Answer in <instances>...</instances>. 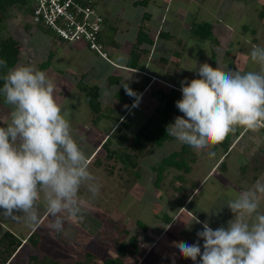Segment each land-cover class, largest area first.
I'll return each mask as SVG.
<instances>
[{
	"label": "rangeland",
	"instance_id": "obj_1",
	"mask_svg": "<svg viewBox=\"0 0 264 264\" xmlns=\"http://www.w3.org/2000/svg\"><path fill=\"white\" fill-rule=\"evenodd\" d=\"M135 1L138 0H99L97 7L105 19L104 28H106L108 21L115 22V25L120 24L122 27L123 24H127L124 20L128 21L130 29L129 40H135L138 34L137 30L131 32L132 28L138 29L136 27L140 23L145 25L147 20L141 22L143 14L146 12L152 14V22L147 23L148 26L146 28L154 39V46L148 59L155 60V66H151L149 61V67L151 66L152 68L144 66V69H154L152 73L156 74L160 80L165 79L180 87V82L185 79L190 81L191 79L199 78L194 71L197 65L202 63H208L213 68L217 67L222 70H259V66L249 60L248 54L253 45L264 46V17H259L264 0H251L248 2L233 0H151L155 4L153 7L147 5V9L140 5L135 6L133 4ZM154 7L158 8V10ZM24 15L25 13L19 8L11 9L8 14L9 21L5 22L2 35L9 36L14 31L15 35L13 37L17 38V42L21 46L22 60H27L28 55L30 56L31 54L33 59L30 58L29 65L38 68L36 64L46 62L50 51L55 58L58 55L60 56V50L58 47L55 48L56 43L54 41L56 38L52 32L40 29L50 37L51 44H47L41 38H35V30H30L29 32L24 30L20 23L24 25L29 20ZM192 21L212 24L213 36L216 40L215 46L211 45V41L198 44V41L195 42L194 38H189L188 29ZM243 25H245L244 29L242 28ZM31 29L37 28L32 27ZM160 31L168 32L175 39H180L183 42V49L179 50L180 46H177L174 40L167 41L158 38L157 33ZM30 35L34 37H30ZM177 51H181L179 59L173 56L174 52ZM211 51L214 54L213 61L210 60L212 57ZM70 57L71 55L66 59L61 56L58 59L59 61L61 60L64 66H69ZM109 57L112 60V54L109 53ZM161 58L167 59L166 63L159 62L158 59ZM96 66L101 70L102 67L98 61ZM48 67L49 65L41 71L46 72L50 79L56 75L55 73L63 74L61 79H73L77 87L82 81L86 82V78L90 79L91 71H86V69L83 72L85 77L81 80L80 75L75 72V74H72L74 76L66 73V67L60 71L53 70L51 66L49 69ZM103 82L104 79L98 76L87 84V86H94L99 90L100 112L101 115L104 114V118L98 121H94L91 113L88 114L89 110L84 103V95H81L82 92L80 93V91L77 95L74 90L75 86L73 88L64 86L66 89L63 90L62 96L59 95L58 90L55 91L56 101L65 111L70 112L71 108V112L74 110L75 105L69 103L70 99L77 104L76 106L79 109V112L75 115L77 118L74 119L71 114H68V118H70L71 127L74 126V123L75 125H80L78 127L82 129L81 136L88 138L90 143H85L84 149L87 145L90 147L92 142L101 141L104 136L101 131L108 130L110 123H115L118 119L119 113L117 109L121 108V106L117 104L120 102L111 103L110 101L112 100L108 98L112 96V88H115V86L109 88L110 90L107 92L108 88L102 85ZM106 82L109 83L108 81ZM155 83L149 86L147 94L153 86L157 88L164 87L160 84L161 82ZM59 87L60 83L56 85V89H59ZM2 98L0 125L6 123L11 110L10 106L4 103V97ZM155 105L157 103L151 100L150 95H146L142 99L141 97L138 98L136 104L126 114L127 116L120 121H124L120 130L122 129L123 131L125 126L130 127L126 138L130 139L138 133L139 129L146 123ZM102 122L106 123L108 127H103L104 125L100 124ZM84 123H87V125H84ZM237 132L241 137L234 136L236 144L232 147L230 156L226 159L222 158L221 149H218L214 156L208 155V152L212 151L211 149L203 152L197 151V162L192 165V171L186 176L184 181L186 193L191 196L186 205V211L191 213V219L186 217V223L181 222L179 228H172V231H169L164 236V239L158 240L151 250L149 258H154L155 254L164 252L170 260L172 259V264L173 262L178 264L177 260L182 257L179 256L175 247H168L171 240L175 239L188 244L196 243V234L202 231V223L205 221L213 229L219 224V221L226 227L232 215L227 208V202L234 194L238 193L235 188L243 191L258 180L264 182V133L260 129L253 132L244 128H237ZM114 137H119V133H116ZM114 146L118 148L116 145ZM80 147L82 148V145ZM179 147L180 142L172 140L165 142L160 148L149 149L138 160V166L132 171L123 170L122 165L116 163L114 164L115 168L112 176H107L103 167H97L95 164L96 159H100L99 161L106 164H111L105 160V152H102V156L100 154L95 156L93 161H90L89 167L90 171L97 177L100 191L92 206L85 211L88 214L83 216V222H87V226H89L91 232L95 233V237L90 238V235H85L87 237H79L74 240V235L77 236V228H75L74 223H70L71 220L65 218L63 231L61 232L70 243V248H66L55 238L56 232L48 228L49 216L46 213L40 222L43 223L39 226L40 229L37 227L32 230V233L35 232L40 235L42 229L45 230L46 238L42 239L43 244L41 246L44 245V247H41V250L54 260H63L71 263L80 257V255L77 257V255L81 250H91L95 254L97 253V256L93 259V264H103L102 258L116 255L117 246L113 242L114 239L127 244L128 239L136 233L137 227L141 230L147 227L149 231H154L155 227H157L156 220L162 216L163 212L170 216L174 215L173 210H175L176 205H173L175 200L171 195L172 193L173 195L177 194L171 189L170 180L172 176L178 175V172L173 170L169 172L168 170L162 186L159 189H155L153 185V169L162 158L178 150ZM222 160H225V165L219 169ZM212 161H214L213 170L215 172L212 177L208 176L204 181L202 178H204V174H208L209 170L212 169L210 165ZM244 164H247L246 168L240 170L241 165ZM102 165L104 166V164ZM255 167L258 172L254 170ZM213 175L217 176L218 179ZM253 176L257 178L253 180ZM209 186H212L211 189ZM81 191L83 193L84 190L82 189ZM43 209H45L44 205L38 202L40 216L43 214ZM261 211H264V197L261 198ZM194 215L199 220L204 219V221H201V224L193 223ZM2 216L3 214L0 212V219H3ZM14 224L18 227L21 226L19 232L23 236H25L26 231L33 228V226L29 227L20 219L14 220ZM140 225H143L141 226L142 228ZM124 231H126L125 234L123 233ZM25 253L27 252L25 251ZM25 259L26 257L19 256L18 261L15 260L14 262L24 264ZM132 259V257L128 256L126 264H134ZM184 262L185 264H193L192 261L187 259H184Z\"/></svg>",
	"mask_w": 264,
	"mask_h": 264
},
{
	"label": "clouds",
	"instance_id": "obj_2",
	"mask_svg": "<svg viewBox=\"0 0 264 264\" xmlns=\"http://www.w3.org/2000/svg\"><path fill=\"white\" fill-rule=\"evenodd\" d=\"M248 58L258 71L197 65L199 78L180 82L181 99L175 106L183 115L166 126V133L203 152L237 128H264V46L253 45ZM0 68H7V62L0 60ZM0 79V94L11 109L0 125V212L37 226L39 202L49 216L48 228L61 232L65 218L79 222L92 206L100 191L97 177L46 72L18 65L7 68ZM125 90L130 93L127 86ZM262 197L264 182L258 180L228 200L233 218L226 227L213 229L205 221L196 243L174 241L172 246L193 264L198 259L199 264H264ZM193 221L201 224L195 215Z\"/></svg>",
	"mask_w": 264,
	"mask_h": 264
},
{
	"label": "trees",
	"instance_id": "obj_3",
	"mask_svg": "<svg viewBox=\"0 0 264 264\" xmlns=\"http://www.w3.org/2000/svg\"><path fill=\"white\" fill-rule=\"evenodd\" d=\"M149 1L150 0H138L133 4L135 6L140 5L146 7ZM235 1L248 2L251 0ZM30 3L31 0H0V60L7 62V68L15 67L18 63L21 46H19L17 40H15L12 36L2 35L3 28H5L6 24L5 22L9 19L8 14L13 8H19L25 13V16L28 17L30 12L28 6H30ZM96 4L98 3L96 2ZM259 17H264V5H262V11L259 13ZM148 19H150V16L147 13H144L142 20L145 21ZM20 24L24 27V29H26V31H30L33 27L29 20L26 21L24 25L23 23ZM242 28L244 29L245 25H243ZM37 29L44 28L37 27ZM189 34L195 41H198V44H204L207 41H211V45L215 46L216 40L213 36V26L208 22L192 21L189 26ZM54 36L57 37V35ZM157 37L167 41L174 40L175 44L180 46L179 50L183 49V42L178 38L175 39L168 32L160 31L157 33ZM57 39L59 38L57 37ZM59 40L61 41V39ZM99 42L106 48L112 45V40L110 38H104L103 36L102 38H99ZM144 44L152 46L154 44V39L147 34L144 27L141 26L139 28L135 44L128 55V68L133 70L137 69L139 57L145 54V51L140 49V47ZM90 52L98 56L95 52ZM211 54V61H213L214 54L213 52ZM180 55L181 51L174 52L173 54V56L178 59ZM51 58L52 55L50 54L47 61L41 64V70L48 66ZM166 61L167 59H159V62L166 63ZM7 68H0V76L7 71ZM143 79L145 82H141L140 84H129L126 82L122 83L118 78H110L108 79V85H118L114 95L115 98L120 103H123L127 108H130L140 94L146 90L148 86H150V78L143 76ZM81 84L83 83L81 82L78 85V89L84 95L94 121H98L103 117V114L101 115L100 112L101 107L99 103V90L94 86L91 87L84 84L81 86ZM2 86L3 80L0 79V87ZM125 86L130 89V93L125 90ZM149 94L151 98L155 100L157 105L153 112L149 115L146 123L139 129L138 133L130 139L126 138V135L122 136L119 140H117L118 148L112 147L113 142L111 139H108L101 145V148L105 152V160L111 164L101 162L99 161L100 159H96L95 164L97 167L102 166L107 176L113 175L115 168L114 164L119 163L122 165L123 170L132 171L138 166V160L144 156L149 149L154 147L160 148L165 142L175 140L166 133V126L173 123L176 116L183 115L175 106V102L181 99L180 90L165 86L160 88L151 87ZM2 97L3 95L0 94V103ZM120 119L121 118L118 120ZM261 132L264 133L262 130ZM234 135L238 136L237 133L229 134L222 143L210 147L212 150L211 152H214L216 155V151L221 149L224 154L222 155V158H228L234 142ZM197 151L198 150L180 143L178 150L173 151L162 158L153 169V185L155 189H159L162 186V183L168 174V170L169 172L170 170L178 172V175L172 176V179L170 180V187L177 194L174 200L176 207L179 209L184 207L185 202L189 197V194L186 193L187 190L184 181L186 180V176L191 173L192 165L197 162ZM102 164H104V166ZM224 165L225 160H222L219 167H224ZM246 166L247 164L241 165L240 170L245 169ZM163 218L169 223L172 222V217L164 215ZM143 229H145V227ZM123 233L125 234L126 231ZM54 236L65 247H69V242L64 237L62 232H56ZM40 242L41 236L35 232L31 233L26 239H24L18 238L9 231H5L0 236V264H19L18 262H14L19 258V256L26 257L24 264H93L94 256L91 253H88V251L83 252L80 257L72 263L63 260H54L48 255L40 252ZM139 243V237L137 234L131 236L128 239L127 244L115 240L114 244L117 246L116 255L105 259L103 264H126V257L130 256L134 258L140 252ZM25 251L27 253H25Z\"/></svg>",
	"mask_w": 264,
	"mask_h": 264
},
{
	"label": "crops",
	"instance_id": "obj_4",
	"mask_svg": "<svg viewBox=\"0 0 264 264\" xmlns=\"http://www.w3.org/2000/svg\"><path fill=\"white\" fill-rule=\"evenodd\" d=\"M98 1L99 0H96L97 3H98ZM233 1H235V0H233ZM239 2H242V1H239ZM154 4H155V2H152L151 0L148 3L149 7L150 6L153 7ZM147 8H148V6H146V8H144V9H147ZM154 8L158 10L159 7L158 8L154 7ZM147 14L150 16V19H148L147 21H145L146 22L145 25H143L142 23H140V25L138 24V27H136L138 29L132 28L131 32L133 30L139 31V28L141 26H143L144 29H145V32L147 34H149V31L147 30L146 27L148 26L147 23H151L152 22V14L151 13H147ZM124 21L127 24H123V27L120 26V24L119 25H115V22H112V21L109 22L108 21V23L106 24V28H104V32H105V34L103 33L104 34V38L106 37L107 39L110 38L112 40V45L107 47V51H109V53L112 54V61L115 63L114 65L109 64V63L103 61L98 56H95L93 53H91L87 49V47H86V45L84 43L79 42V43H71V44H68V43H64V42L60 41L59 39H57V37H55L56 38L55 41H54L56 43L55 44V48L56 47L59 48V50H60V56L58 55V56H56L54 58L52 52L50 51V54L52 55V58H51V61L48 64L49 65L48 69L51 66L53 68V70L60 71L64 67H66L65 68L66 73H70V75L76 73L77 75H80L81 80H83V78L85 77V75L83 73L84 70L85 69H86V71L89 70V71H91L90 79L86 78V82H83L82 81L83 84L84 85H87V84H89L88 82H91L96 77L101 76L102 79H104V82H103L102 85L107 86V88H108L107 92L110 90L109 88H112V86H109L108 83L106 82L110 78H118V79L121 80L122 83L123 82L124 83L126 82V83H129V84H133V83L134 84H140L141 82H145V80L143 79V76H147V77L150 78V80H151L150 86L153 83H155V82H156L155 84L161 82L160 84L163 85V86L170 87V88H176V89H179L180 90V87L179 86H175L172 83H170L167 80L162 79V78H161L162 80H160V78L156 74H153L152 73V71L154 69H152V70L147 69L148 71L144 69V66H147L148 68H152L151 66H155V60L148 59V56L152 52V49H153L154 44L152 46H148L146 44H144L143 46H141L140 49L142 51H145L144 52L145 54L142 55L143 57L142 56L139 57V60H138L139 67H137L136 70H133V69L128 68V65H127V63H128V55H129L130 50L132 49L133 45L135 44L136 38H135V40L134 39L133 40H129V38H130V29H129L128 21L126 19ZM141 22H143V20ZM104 26H105V24H104ZM22 28L24 29V27H22ZM13 30H14V27H13ZM24 30H26V29H24ZM31 30L32 31L35 30V32H34L35 33V35H34L35 38H41L42 40H44L45 43L47 42V44H51L50 43V37L47 34H45L44 32H42V30H40V29H31ZM188 31H189V29H188ZM14 35H15V33L13 31V33H11V35H9V36H12L13 37ZM188 35H189V38H191L190 34H188ZM34 36L33 35L32 36L30 35V37H34ZM172 37H174V36L172 35ZM13 38L15 40H17V38H15V37H13ZM22 48H23V46H22ZM211 53H212V51H211ZM50 54L48 53V55H50ZM68 54L71 55V57H70L71 59L69 60V66H64L61 63V60L59 61L58 58H60L61 56H63L64 58L67 59L68 56H69ZM30 58L33 59L32 56H31V54H30V56L28 55V59L27 60H22L21 53H20L19 60H18V63L16 64V66H18V65H29V63L31 61ZM99 60H101V61H99ZM97 61L100 63V66L102 67L101 70L96 66V62ZM149 61L151 62V66L150 67H149V64H148ZM43 63H40V64L37 63L36 64V66L38 67L37 69L41 70V68H39V67ZM55 74L56 75L52 78V81L55 83V85H59V83H60L59 89H56V90H58L59 95H61V96L63 95V90L66 89L64 86H66V87H70L71 86L72 88L75 86L74 90H75L76 94L78 95L79 89L76 86V84L74 83L73 79L72 80L61 79V78H63L62 77L63 74H57V73H55ZM72 76H74V75H72ZM140 76H141V78H140ZM131 78H133V79H131ZM114 86L115 85H113V87ZM117 88H118V85H116L115 88H112L114 92L112 91V96L111 97L110 96L108 97V98H110V100H112V101H110L111 103H115V102L118 101L115 98V96H114ZM148 89H149V86H148V88H146V90H144L140 94V96L138 98L141 97V99H142L146 95L149 96L150 94L149 93L148 94L146 93L148 91ZM81 95H83V94L81 93ZM138 98L136 99V101L138 100ZM2 99H1V102H2ZM58 100H59V98H58ZM151 100L153 102H155L152 98H151ZM136 101L134 102V104L130 108L125 107L126 109L124 108V104L123 103L117 104V105L121 106V108H118L117 109L118 110L117 112L119 113L118 119L119 118H121V119L120 120L117 119L115 121V123H110V127L108 128V130L101 131V133L104 135L103 136V139L101 141L92 142L91 143V146L89 147V145H87V147L85 149L83 147L85 146L84 145L85 143L89 142L88 141V138L81 136L82 129H81V127H78L80 125H77V124L75 125V123H74V126L72 127L73 135H74L75 139L77 140L78 144L82 145V148L81 149L88 155L89 161H91V160L93 161L94 157L95 156H98L99 154H100V156H102V152H104V151L101 148V145L104 142H106L108 139H111L112 140V142H113L112 147L114 145H116L118 147L117 140H119L122 136H124L127 133H129L130 127L128 128V127L125 126V129H124V127H122L124 129L123 131H122V129L120 130L121 124L124 122V121L123 122H120V121L123 120L127 116L126 114L136 104ZM69 103L75 105V107H74V110L72 112H71L72 108H71L70 112L69 111H66V112L68 114H71L72 117L74 119H76L77 117L75 115H76V113L79 112L78 106H76L77 105L76 102H73L72 99H70V102ZM84 103L87 106L86 100H85ZM155 107H156V105L154 106V109H155ZM80 108H81V106H80ZM1 109H2V107H1V103H0V110ZM87 109L89 110L88 106H87ZM88 114H90V111H89ZM90 117L92 118V116H90ZM102 118H104V116ZM91 122H93V121L91 120ZM100 124H103L104 125L103 127H105V126L108 127V125H106V123H104V122H102ZM84 125H87V123H84ZM116 133H119V137H114V135ZM234 133H237L238 134L237 130ZM238 136H240V135L238 134ZM235 144L236 143H235V139H234V142H233L232 147ZM113 148H116V147L114 146ZM222 155H224V154L222 153ZM254 162H256V161H254ZM210 165H211V168L212 169L209 170V173L208 174H204V178H202L204 181H205V179L208 176L209 177H212V174L215 172V170H213L214 169L213 168L214 167V161H212V163ZM219 169H220V167H219ZM212 170H213V172H212ZM254 170L257 171V168L255 167ZM214 177L218 179L217 176H214ZM219 177H220V175H219ZM256 178H257L256 176L255 177L253 176V180H255ZM209 187L211 189L212 186H209ZM241 190L242 189H238L237 190V188H235V191H237L238 193L241 192ZM194 192H195V190H194ZM105 196H106V194H105ZM176 196L177 195H173V193L171 195V197L173 199H175ZM190 197L191 196L189 195V197L186 200L185 205H184V207L182 209H179V208L176 207L175 208L176 212H175V210H173L174 211V215L173 216H170L166 212H163L162 216L160 218H157V220H156L157 221L156 222L157 223V227H155V230L154 231L153 230L152 231L151 230L149 231V228H147V227H145V229H143V230H141L139 227H137V229L135 231L136 232L135 234L139 235L138 237H139V242H140L139 243L140 252L134 258L132 257L133 258L132 260H133L134 264H172L171 263V260L172 259L170 260V258L164 252L163 253H160V254H155L156 256L154 258H149V255H150L151 250L156 245V242H158V240L164 239L165 238L164 236L169 231H172V228L173 229L174 228H179L181 222L186 223L187 222L186 219H185L186 217H188L189 219H191V213H189V212L187 213V211H186L187 210L186 209V207H187L186 205H187V202L190 199ZM173 205L175 206V204H173ZM42 213H43L42 216H40V222L42 221V219L44 218V216L47 213L46 212V209H43V212ZM86 214H88V212H85L84 213V215H86ZM164 215H167L169 217H172V222L169 223L167 220H165L163 218ZM2 217H3V219H0V233H4L5 231H9L10 233H12L13 235L17 236L18 238H24V239H26L32 233V230L34 228H37V227H39V226H41L43 224V223H39V225L33 226V228L32 229H29L28 231H26L25 232V236H23L19 232V230H21V226L18 227L16 224H14V219H12L10 217H7L5 215H3ZM232 218H233V214L231 215L230 219H232ZM200 221H204V219L203 220H200ZM70 223L71 224L74 223L75 228H77V230H76L77 236L74 235V240L76 238H79V237H87L85 235H88V236L90 235V238L91 237L92 238L95 237V233L91 232V230L89 229V226H87V222H83V219L81 221H79V222H72L71 221ZM220 226H224V224L219 221V224L217 226H215V229L217 227H220ZM39 229H40V227H39ZM40 236H41V242H40V248H39V250L41 252H43L41 250V247H44V245L41 246V244H43L42 239L43 238L44 239L46 238L45 230L42 229V232H41V235ZM174 241L175 242H180L179 240H175V239L174 240H171L170 243H169V245H168L169 248H174L172 246V243ZM113 242H115V239H114ZM199 243L202 245V242L199 241ZM66 248H70V243H69V247H66ZM85 251L86 250H84V251L81 250V252L77 255V257L79 255H81ZM90 251L91 250H89L88 253H91L94 257L97 256V253L95 254L94 252H92V251L90 252ZM177 251H178V249H177ZM127 258L128 257H126V259ZM105 259H107V258H102L103 261ZM177 261H178V264H185L184 258L178 259ZM173 264H175V262H173ZM197 264H199V259L197 260Z\"/></svg>",
	"mask_w": 264,
	"mask_h": 264
},
{
	"label": "built area",
	"instance_id": "obj_5",
	"mask_svg": "<svg viewBox=\"0 0 264 264\" xmlns=\"http://www.w3.org/2000/svg\"><path fill=\"white\" fill-rule=\"evenodd\" d=\"M28 8L33 27H43L64 43H84L100 59L113 64L106 47L99 42L104 17L95 0H31Z\"/></svg>",
	"mask_w": 264,
	"mask_h": 264
},
{
	"label": "flooded vegetation",
	"instance_id": "obj_6",
	"mask_svg": "<svg viewBox=\"0 0 264 264\" xmlns=\"http://www.w3.org/2000/svg\"><path fill=\"white\" fill-rule=\"evenodd\" d=\"M25 16V15H24Z\"/></svg>",
	"mask_w": 264,
	"mask_h": 264
}]
</instances>
